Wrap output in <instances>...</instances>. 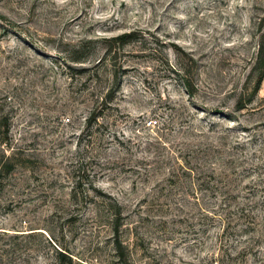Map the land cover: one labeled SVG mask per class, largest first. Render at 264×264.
<instances>
[{
    "label": "rangeland",
    "instance_id": "rangeland-1",
    "mask_svg": "<svg viewBox=\"0 0 264 264\" xmlns=\"http://www.w3.org/2000/svg\"><path fill=\"white\" fill-rule=\"evenodd\" d=\"M57 252L264 264V0H0V264Z\"/></svg>",
    "mask_w": 264,
    "mask_h": 264
},
{
    "label": "trees",
    "instance_id": "trees-1",
    "mask_svg": "<svg viewBox=\"0 0 264 264\" xmlns=\"http://www.w3.org/2000/svg\"><path fill=\"white\" fill-rule=\"evenodd\" d=\"M240 211L241 213H243V209L240 208ZM117 217H118L117 214H115V220H113V225H114L113 232H115V234L117 233L119 227ZM56 254H57V259L55 260V264H72L71 258L67 257L64 253L57 252Z\"/></svg>",
    "mask_w": 264,
    "mask_h": 264
}]
</instances>
